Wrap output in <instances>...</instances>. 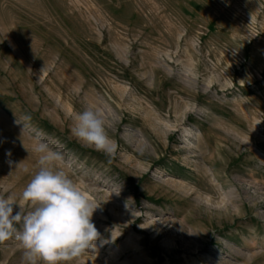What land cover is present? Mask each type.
Here are the masks:
<instances>
[{
  "label": "rangeland",
  "instance_id": "374dc122",
  "mask_svg": "<svg viewBox=\"0 0 264 264\" xmlns=\"http://www.w3.org/2000/svg\"><path fill=\"white\" fill-rule=\"evenodd\" d=\"M89 106L106 111L112 157L72 135ZM40 143L100 211L94 247L61 264H264V0H0L13 214L31 210ZM23 253L0 242V264Z\"/></svg>",
  "mask_w": 264,
  "mask_h": 264
},
{
  "label": "clouds",
  "instance_id": "9594fccd",
  "mask_svg": "<svg viewBox=\"0 0 264 264\" xmlns=\"http://www.w3.org/2000/svg\"><path fill=\"white\" fill-rule=\"evenodd\" d=\"M106 111L102 107H86L78 114L72 127V135L85 146L115 155L118 144L108 135ZM35 151L46 153L39 158V171L33 176L22 193V199L30 205L13 214L14 201L0 196V242L13 236L24 249L28 264H61L79 257L94 247L99 232L92 222L98 208L70 179L65 172L49 167L61 160L59 153L40 143ZM22 222V224H21ZM17 224H21L18 229Z\"/></svg>",
  "mask_w": 264,
  "mask_h": 264
},
{
  "label": "bare ground",
  "instance_id": "6f19581e",
  "mask_svg": "<svg viewBox=\"0 0 264 264\" xmlns=\"http://www.w3.org/2000/svg\"><path fill=\"white\" fill-rule=\"evenodd\" d=\"M234 194H236V193H232V192H230L229 193V202H232L233 203V201L236 199V197L234 196ZM112 209H113V207H112ZM98 212H100L98 209H96L95 210V213H98ZM123 216H124V214H123ZM103 220V219H102ZM135 224V223H134ZM115 241H113V243H114ZM133 244H135V243H133ZM130 245V244H124V245H122L121 247H118V249H116L115 250V253H116V256H121L120 254H121V252H123V251H126V250H130L131 248H133V247H136L135 245ZM121 249V250H120ZM133 256V255H132ZM144 257V256H143ZM123 258V257H122ZM126 258H128V257H126ZM145 259H142V257H140V256H135V257H133V259H131V260H128V259H125L124 258V261L121 263V264H147V261H144Z\"/></svg>",
  "mask_w": 264,
  "mask_h": 264
}]
</instances>
